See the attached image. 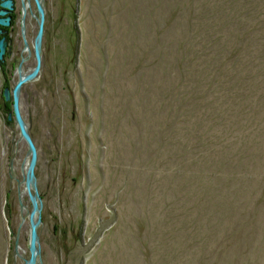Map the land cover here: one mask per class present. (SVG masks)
I'll return each instance as SVG.
<instances>
[{"label":"rangeland","instance_id":"rangeland-1","mask_svg":"<svg viewBox=\"0 0 264 264\" xmlns=\"http://www.w3.org/2000/svg\"><path fill=\"white\" fill-rule=\"evenodd\" d=\"M40 3L18 95L35 264H264V0ZM8 14L0 264H24L30 155L3 88L36 65L41 18L34 0Z\"/></svg>","mask_w":264,"mask_h":264},{"label":"water","instance_id":"water-1","mask_svg":"<svg viewBox=\"0 0 264 264\" xmlns=\"http://www.w3.org/2000/svg\"><path fill=\"white\" fill-rule=\"evenodd\" d=\"M39 16L41 18L39 29H38V34L35 39V45H34V51H35V56H36V65L33 67V69L24 74L20 75L16 82L15 85L12 89V96H10V90L8 87L3 88V97L5 101H8L12 97V105H13V115L15 117V121L18 124L21 132L22 138L27 142L28 144V153L30 155V160L28 162L27 170H26V176H25V183H26V188H27V194L29 197V200L31 202L32 208L29 214V223H30V229H29V252L30 255L28 259L25 260L24 264H35V259H36V254L39 252V246H38V237H37V226L39 224L40 218L37 216L39 213V195L36 189V182H35V175H34V166L36 162V149L35 145L29 136L27 130H26V124L24 123L22 116L19 112V107H18V95L21 86L23 83L30 81L33 79L39 70L40 66V60H39V47H40V38L42 35V6L40 3V0H34ZM11 0H1L0 3V25L2 26H7L9 24V16L4 15L8 12L10 8ZM2 33V30L0 29V34ZM6 45L7 41L5 37L0 38V60L3 57V54L5 53L6 50ZM21 68V67H19ZM11 118V113L8 115V119Z\"/></svg>","mask_w":264,"mask_h":264},{"label":"flooded vegetation","instance_id":"flooded-vegetation-1","mask_svg":"<svg viewBox=\"0 0 264 264\" xmlns=\"http://www.w3.org/2000/svg\"><path fill=\"white\" fill-rule=\"evenodd\" d=\"M7 16H9V20H10V15L8 14ZM3 27H4V26L0 25V29L2 30V33L0 34V38H1V37H5L4 34H3V31H4V30H3ZM5 39H6V38H5Z\"/></svg>","mask_w":264,"mask_h":264},{"label":"bare ground","instance_id":"bare-ground-1","mask_svg":"<svg viewBox=\"0 0 264 264\" xmlns=\"http://www.w3.org/2000/svg\"><path fill=\"white\" fill-rule=\"evenodd\" d=\"M19 69V71L18 72H20V68H18ZM26 73H28V72H25V71H23L22 72V74L24 75V74H26ZM21 74H19V76H20ZM25 189H27L26 187L23 189V192H22V195H24V193H25ZM37 255V254H36Z\"/></svg>","mask_w":264,"mask_h":264}]
</instances>
